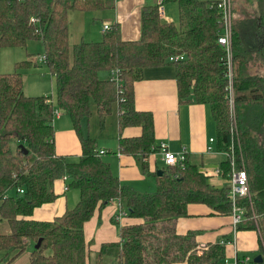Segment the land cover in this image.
<instances>
[{
  "label": "trees",
  "instance_id": "1",
  "mask_svg": "<svg viewBox=\"0 0 264 264\" xmlns=\"http://www.w3.org/2000/svg\"><path fill=\"white\" fill-rule=\"evenodd\" d=\"M174 2L178 4L177 23L160 19L155 2L143 5L139 39H124L120 23L114 22L101 40L75 43L71 40V14L112 10L116 0H0V49L41 41L43 61L57 88L56 100L27 94L21 70L37 64L33 59L16 62L12 72H0V221H6L11 230L0 232V253L6 254L7 262L18 258L32 242L27 264H91L85 224L97 209L114 200L127 206L129 216L143 221L122 226L121 241L103 243L95 264H108V260L109 264H224L230 256L231 248L219 241L202 247L195 230L185 235L177 232L178 219L188 215L192 203L206 204L231 217L229 187L214 185L202 170V162L188 158L163 167L161 176L157 175L159 168L150 171L151 156L159 150L154 116L139 110L135 99L136 84L147 67L174 65L180 102L209 105L216 123L217 151L224 155L232 140L225 50L218 43L217 0H164V4ZM253 18L234 21L233 26L236 162L246 168L251 189L250 198L239 200L245 219L238 228L258 232L264 257V142L260 140L264 136V75L244 71L257 41L258 54L264 59V15ZM179 54L185 58L170 60ZM116 70L119 82L112 79ZM103 72L108 73L106 78L101 77ZM115 102L120 109L119 151L133 156L144 175L156 177L154 192H139L123 184L100 154L96 139L84 131V123L95 112L103 129ZM56 110L70 116L80 139L82 154L77 162L57 153ZM128 127H140L142 133L124 136ZM230 166L224 155L221 168L225 175ZM64 177L68 189L80 192L76 206L51 220L32 218L37 207L58 198L55 183ZM11 190L15 193L10 194Z\"/></svg>",
  "mask_w": 264,
  "mask_h": 264
},
{
  "label": "crops",
  "instance_id": "2",
  "mask_svg": "<svg viewBox=\"0 0 264 264\" xmlns=\"http://www.w3.org/2000/svg\"><path fill=\"white\" fill-rule=\"evenodd\" d=\"M239 0H234L235 6ZM154 3V1H148ZM175 3V2H174ZM172 3V4H174ZM146 0H120L117 1L115 9L106 11H75L71 14V33L74 42L82 39L95 40L103 37L104 25L106 22H119L122 36L126 40H136L141 35V14ZM178 9V4L175 3ZM170 5V4H168ZM100 12V13H98ZM249 11H237L234 21L240 23L246 19L258 16L254 12L250 17ZM173 21V17L169 12ZM247 16V17H245ZM103 21L95 24L97 20ZM102 28V29H101ZM245 29V26L242 30ZM249 40L246 42L247 45ZM258 47H254L245 65V73L251 76L264 75V59L258 54ZM136 106L139 110L152 112L155 121L156 143L167 144L168 148L176 153H187V158L195 163H201L204 167L218 168L221 166L223 154L217 151H207L210 142L208 139L216 137V123L208 104L194 102H180L178 95L177 72L174 65H163L147 67L144 69L143 78L136 84ZM119 104L114 103L112 112L107 115L104 128L100 129V118L95 112L89 120V135L96 139L99 152L104 150L102 157L111 165L112 171L117 175L123 184L140 191L145 187L148 178L154 175H144L136 159L119 151ZM70 123V121H69ZM68 123V118L63 111L55 116L54 126L56 129V149L57 153L68 157L71 162H77L82 154L80 139L73 128ZM142 133L140 127H128L124 130V136H138ZM216 149V145H213ZM116 151V152H115ZM116 155L106 158L107 154ZM77 159V160H76ZM151 172L156 171L162 163V155L159 150L151 156ZM141 181V182H140ZM217 185V181L212 179ZM140 183V185H139ZM67 180L58 179L55 183V191L58 198L51 203L37 207L32 218L38 220H51L63 214L69 208L70 202L78 203L79 193H71V188H67ZM78 190V189H77ZM142 192V191H141ZM71 203V205H72ZM125 204L117 200L109 202L102 209H97L92 218L85 224V239L88 244L91 263L95 264L92 252L98 253L103 243L121 241L120 228L139 224L143 221L139 217H131ZM231 217L221 215L206 204L192 203L188 206V215L181 217L177 221V232L181 235L189 231L198 232L197 241L200 245H208L210 242L219 241L229 237L231 232ZM231 248L230 256L234 254V245H227ZM260 248L259 234L256 230H240L238 233L237 249L240 251L258 250ZM31 254V253H30ZM30 254L22 253L12 262L5 253H0V264H27ZM229 256V257H230ZM240 257L248 256L243 255ZM5 259V260H4ZM2 260V262H1ZM109 261V260H108ZM107 261V262H108ZM90 264V263H87ZM174 264H187L186 262H176Z\"/></svg>",
  "mask_w": 264,
  "mask_h": 264
},
{
  "label": "built area",
  "instance_id": "3",
  "mask_svg": "<svg viewBox=\"0 0 264 264\" xmlns=\"http://www.w3.org/2000/svg\"><path fill=\"white\" fill-rule=\"evenodd\" d=\"M120 1V0H116ZM152 1V0H146ZM158 5V11L160 19L163 21H170L167 19L166 13V4H164V0H155L154 1ZM216 8L219 13V21H220V31L218 36V43L219 45L225 50V65L227 67L226 70V78L228 81L227 91H226V98L229 102L230 106V114L232 117V126H231V135L232 140L229 144L228 150L224 153L225 156L229 157L230 159V171L227 172V175L224 174V170L219 166L218 168L211 169L210 167H202L209 176L212 182V179L217 181L218 187L225 186L224 180L228 182L229 187V199L232 205L231 211V232L229 237L222 238L219 240V243L222 245H234V260H230L229 257L224 260V264H239L240 261L242 262H249L251 260L250 256H239V252L237 249V241H238V233H239V225L245 219V209L242 205H240L239 200L241 198H250L251 197V189L250 183L248 178V173L246 168L238 167L236 162V155H237V144L235 140V133L237 130V109H236V99H235V86H234V57H233V32H234V8L235 2L234 0H217ZM32 20H35L34 18ZM112 27L111 22H106L104 25V31L109 30ZM185 58L184 54L173 55L170 57L171 61H179ZM45 56L43 55L40 60H44ZM113 80L119 82L120 78L118 75V71L113 72ZM60 111H55V116L59 115ZM210 145L207 148V151L214 152V144L216 143V137L210 139ZM159 152L162 155V162L164 167L174 166L184 162L187 159V153H176L171 151L167 144L161 143L159 145ZM218 152V151H217ZM105 153L104 150L100 151V154ZM220 153V152H219ZM241 162L244 165L243 156H241ZM224 180H222V179ZM67 179V177H64ZM19 192H23V189H18ZM254 220L257 223V216H254ZM202 247H206L207 245H201Z\"/></svg>",
  "mask_w": 264,
  "mask_h": 264
},
{
  "label": "rangeland",
  "instance_id": "4",
  "mask_svg": "<svg viewBox=\"0 0 264 264\" xmlns=\"http://www.w3.org/2000/svg\"><path fill=\"white\" fill-rule=\"evenodd\" d=\"M155 1V0H152ZM239 3L237 4V6H235V14L237 13V11H244L247 12L249 11V15L250 17L252 16V14L254 12L258 13V16L256 17H260L262 16V14L264 15V2L263 0H239ZM170 4V5H168ZM166 4V13H167V19L169 18L170 21L171 18L169 16V12L173 17V21L174 22H178V18H179V11L178 9H176L175 7H177V5L174 3H168ZM100 13V12H98ZM248 15V16H249ZM247 17V16H245ZM253 18V19H254ZM100 23L101 26H103V21L101 20H97L95 24ZM102 29V28H101ZM102 38V37H101ZM101 38L97 39V40H101ZM71 40L72 42H74V38L73 36H71ZM44 55V48H43V43L41 41H29V43L27 44V46L25 47H6V48H1L0 49V72H12L15 70V64L18 61L21 60H25V59H33L34 61H37V64H33V66L24 68L21 70V72L24 75V80H25V84H26V92L28 95H32V96H38V95H49L53 98V100H56V95H57V88H56V79L54 77V75L50 72L48 66L46 65V63L42 60H40V58ZM108 76V73L103 72L101 73V77L102 78H106ZM66 114V113H65ZM66 117L68 118V123L70 121L71 126H73L71 118L68 114H66ZM70 123L68 125H70ZM84 131H86V133H89L87 127H89V123H84ZM90 128V127H89ZM100 129H101V125H100ZM260 140L264 142V136L260 137ZM210 142V140L208 139V143ZM211 143V142H210ZM116 152V151H115ZM114 156L116 155L115 153H109L107 154L106 158H109L108 156ZM77 160V159H76ZM79 160V159H78ZM77 160V161H78ZM160 166L162 167V163H160ZM202 168V166H201ZM222 179V178H221ZM224 180V179H222ZM141 182V181H140ZM224 184L228 185V182L224 180ZM140 185V183H139ZM143 189H140L139 192H154L156 190V182L153 178H148V180L146 181V185L145 187H142ZM15 190H11L10 194H14ZM71 193H79V190L77 189H72ZM70 202L69 208H73L74 206H76V203H72ZM127 210V206L125 207ZM10 227L8 225V223L6 221L3 220V222L0 221V232L1 233H9ZM34 248V243L30 242V244L28 245L27 249L23 252L25 254H30L31 251ZM241 256L243 255H248L251 257V259H254L258 254H262L260 253V249L258 250H248V251H240L239 252ZM92 258H95V253L92 252ZM229 259L232 261L234 260V257L230 256ZM5 260V259H4ZM7 262V260H5ZM2 262V260H1ZM3 264H5V262H3ZM92 264V263H91ZM109 264V261H108Z\"/></svg>",
  "mask_w": 264,
  "mask_h": 264
},
{
  "label": "water",
  "instance_id": "5",
  "mask_svg": "<svg viewBox=\"0 0 264 264\" xmlns=\"http://www.w3.org/2000/svg\"><path fill=\"white\" fill-rule=\"evenodd\" d=\"M20 147L23 149V152L26 154L28 153V150L25 148V146L23 144L20 145ZM164 172V169L163 168H159L157 170V175L158 176H161ZM41 241L42 239H39L38 243L35 245L36 248H39L40 247V244H41ZM254 261L255 262H263L264 261V257L262 254H258L255 258H254Z\"/></svg>",
  "mask_w": 264,
  "mask_h": 264
}]
</instances>
